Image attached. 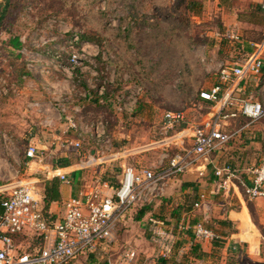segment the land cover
I'll list each match as a JSON object with an SVG mask.
<instances>
[{
	"label": "rangeland",
	"instance_id": "1",
	"mask_svg": "<svg viewBox=\"0 0 264 264\" xmlns=\"http://www.w3.org/2000/svg\"><path fill=\"white\" fill-rule=\"evenodd\" d=\"M5 1L0 0V11L5 6ZM17 1L20 6L24 0ZM194 1L203 4V12L199 16L187 11L177 0H36L31 12L33 17L18 16L19 21H17L13 16V20H5L0 25L2 29L12 26L16 36L20 34L21 37H25V45L31 47L32 44L48 42L44 48L57 53L67 52L68 49L71 51L69 44L72 39L76 41V35L89 42L90 46L84 50L83 62L75 71V77L81 78V83L72 80L73 83L63 82L56 86L49 84L41 86L44 88L43 94L46 95L51 91L54 95L52 104L56 109L57 123H61L65 118L61 112L63 108L74 110L82 103L91 104L90 101L83 102L85 99L80 98V94L84 91L88 93L89 100L98 98L99 94L96 91L100 84H104L103 82H105L104 93L107 91L112 104L113 100L121 94H124L127 100L125 92L130 88L135 86L142 88L141 95H136L135 99L127 101L128 109L133 111L131 114L126 113L123 117L124 130L119 129V131L122 130L123 136L119 137L118 141L113 137L118 153H123L125 147L131 153L129 156L124 155L121 160L108 163L116 165V174L105 173L106 181H110L114 186L118 184L117 176L121 171L120 166H128L127 161L133 162L136 156L144 155H149V164L154 162L152 159L156 162L160 159L163 149L151 147L162 139L161 120L164 112L182 110L187 112L191 121H202L212 108L205 106L200 99V94L210 90L217 83L221 66L243 64L249 58V54H240L239 50H235L233 46L231 49L222 47L220 51L216 48L215 44L218 43L220 46L222 42L216 41L214 34L223 32V28L220 19H210L215 12L214 0ZM19 6H16V14L20 9ZM69 34L70 39L67 38ZM65 40L67 45L64 43ZM76 44L81 46L80 43ZM80 50V47L74 48V51ZM100 52L103 53L100 55ZM110 61L112 65L107 67L108 71H105V64ZM207 65L214 66L212 73ZM60 73L66 74L64 71ZM262 84L264 79L260 87L251 89L256 96L255 100H261V103ZM134 101L135 103H132ZM129 102H131L130 105ZM96 112L100 115H96ZM93 113L96 115L91 117L93 121L107 120L112 133V124H117L112 112L107 107H101ZM32 118L35 121L38 119ZM81 118L77 119V123H80V120H82L81 123L86 121L84 117ZM27 119L30 123L26 128L28 131L20 137L21 149L17 148L15 142L11 149L5 151L10 164L14 162L15 157L18 156L19 159L21 157L20 169L22 170L28 168L25 165L24 152L31 141L29 128L35 126L31 118ZM263 121L264 119L251 123L243 120L239 126L246 129L250 126L249 130H255L262 125ZM168 150L172 152V149ZM143 152L146 153L142 155ZM263 160L264 156L254 166L257 167ZM76 166L73 169H76ZM44 170L41 169L42 172ZM88 171L93 172V175H86L82 179L83 188L97 185L95 174H98L99 169L81 170V172ZM26 177L29 179V176ZM39 177L40 182L32 185L36 186L35 193L41 195L44 192L39 188L45 185V178L44 175ZM241 178L246 179L248 175L243 174ZM182 186L180 185L178 189L169 188L167 195L157 200L144 217L141 214L144 208L131 213L121 224L112 242L106 243L96 253L80 257L73 264L120 263L124 262L125 253L132 251L137 253V257L131 264H162L163 261L158 257L160 251L166 246L173 248L171 257L166 260L168 264H264V202L258 203L256 200L246 198L247 204L243 207L232 197L224 201L226 199L221 193L215 202L222 211L215 213V210H212L211 219L206 223L215 233L216 238L193 247L192 244H188V241H184L191 238L189 233L183 234L185 235L183 240L179 239L180 236L175 231L177 221L183 213L192 209L198 193L197 191L195 194L190 193L184 197ZM224 206L228 209L223 208ZM241 207L245 210L246 221L250 224L251 230L239 229L236 222L222 224L226 221L219 219V212L225 214L229 209L241 212ZM150 218L159 220L164 226L157 227L154 233ZM201 219L202 213L192 214L193 222ZM246 221H241V226ZM249 233L255 236V240L251 239L246 243L245 236ZM17 244L23 252L27 253H33L42 246L41 241L35 236L20 238Z\"/></svg>",
	"mask_w": 264,
	"mask_h": 264
},
{
	"label": "built area",
	"instance_id": "2",
	"mask_svg": "<svg viewBox=\"0 0 264 264\" xmlns=\"http://www.w3.org/2000/svg\"><path fill=\"white\" fill-rule=\"evenodd\" d=\"M33 7L32 2H28L22 15L29 17ZM262 11L264 14V6ZM75 37L77 42L72 39L69 44L72 50L67 51L70 55L68 71L71 74L83 62L84 50L90 46L79 35ZM75 47H80L81 50L74 51ZM263 69L264 40L254 46L252 55L243 64L221 66L217 83L200 94L202 102L212 104V111L202 121L190 125L186 111L164 112L161 120L162 139L151 147L164 151L157 166L138 168L121 165L117 186L97 180L95 187L81 190L78 197L67 202L65 216L60 220L45 215L32 184H10L0 188V264H71L81 255L96 253L106 243L112 242L121 224L131 213L144 206H152L157 200L164 198L168 188L179 178L189 174L207 177L215 154L235 141L246 129L244 127L238 131H228L227 128L232 127L231 121L242 118L255 123L264 119V105L252 95H245L243 86L247 79L260 76ZM6 78L7 76L0 74V96L3 97L10 91ZM103 83L98 90L100 97L105 95V82ZM125 93L127 100L124 94L113 100L117 115L132 113L133 109H128L127 101L141 95L142 88L135 86ZM101 104L106 102L101 100ZM31 107H40V104L36 103ZM61 112L69 115L68 131L78 134L75 143L71 144L78 153L87 136L94 142V154L80 157V170L96 169L131 154L129 150L117 152L107 120L101 119L80 126L75 117L69 114L68 108H63ZM46 124L50 126L52 121ZM168 149H172V152ZM38 151L37 147L30 146L26 157L35 159ZM249 173V179H242L237 171L229 167L215 168L216 195L219 196L221 192L231 194L232 190L238 189L250 200L264 199V161ZM60 179L71 184L65 176H60ZM194 208L202 213L200 221L191 224L183 220L176 225L180 233L192 235L193 247L216 238L206 224L211 219L213 210L208 195H199ZM150 224L154 233L157 227L164 226L153 218H150ZM29 236L41 237L43 241L42 247L33 253L23 252L17 244L20 238ZM172 250V246L164 247L158 258L169 259ZM136 257L135 251L127 252L124 262L109 264H131Z\"/></svg>",
	"mask_w": 264,
	"mask_h": 264
},
{
	"label": "crops",
	"instance_id": "3",
	"mask_svg": "<svg viewBox=\"0 0 264 264\" xmlns=\"http://www.w3.org/2000/svg\"><path fill=\"white\" fill-rule=\"evenodd\" d=\"M29 1L30 0H24L19 6V2L17 0L15 2H13V0H6L5 6L0 11V17H4V21H7L11 20L14 16V18L19 21L18 16H23L21 13L24 12ZM213 5L215 12L211 15L210 19H220V23L223 28V32H216L214 34L216 41L222 42V45L220 46L216 43V48L220 51L222 47L225 49L230 47L231 49L233 46L236 48L235 50H239L240 54H249L250 57L254 51V46L264 40V14L262 11L264 0H214ZM16 6L20 7L17 14L15 13L17 8ZM31 16L32 13L29 17L31 18ZM14 32L16 31L12 28V26H8V29L0 28V41H2L0 44V74L7 76L6 85L10 90L9 94L6 96H0V168H2V172H0V188L10 184L19 183L38 184L40 182L39 175H44L45 184L53 179H59L61 183V200L52 203L47 213L57 220H60L65 216L67 202L72 198L78 197L81 190H84L87 187L83 188V186H81L82 179L86 175H93V172L91 171L81 172L79 167L76 166V163L82 155H88L89 153L94 154V142L93 139L87 136L86 140L83 142L82 150L78 153L74 149L71 144L75 143L78 138V134L74 131H68L67 118L69 115H65L63 113L65 118L62 119L61 123H57L56 109L52 104L54 95L51 91L46 93V95L43 94L42 89L44 88H41V86L45 84L56 86V84H62L63 82L73 83L72 80H76L78 83H81V78L75 77L76 72L71 74L68 71L70 57L68 52L57 53L52 50H47L44 47L48 42H44L39 45L32 44L30 47L29 45L24 44L26 40L25 37H21L20 34L16 36ZM67 38L70 39V34ZM15 39H18L23 44L21 48L16 49L11 44V42ZM32 40L33 39L31 38V43ZM64 43L67 45L66 40ZM223 44L226 45L223 46ZM62 50L65 51V49ZM102 53L100 52V55ZM107 67L108 65L106 66L105 71H108ZM207 68L210 70V73H212L214 66L207 65ZM61 71H64L66 74L61 75ZM263 79L264 73L262 72L260 76L249 78L243 82L245 95H252L255 98L256 96H254L251 89L254 87H260V83ZM84 92L80 94V98L85 99L83 102L90 101L91 104L82 103L81 106H78L79 108L77 107L74 110H69V114L74 116L76 121L78 118L80 119L81 117H84L86 121L81 123L82 120H80V123H78L80 126L87 125L90 123L88 121L93 122L91 117L100 115L98 112L95 113L96 115L93 113L95 110L98 111L100 109L96 101L98 98L92 100L90 98L89 100L88 93ZM260 93L262 104L264 105V84L261 85ZM99 98L101 99L100 96ZM102 100H104L107 104V100ZM258 100H260V98ZM33 102H35L34 104H40V107H31ZM259 102H261V100ZM203 103L205 104V102ZM110 105L111 108H107L112 112V115H114L117 122L116 125L112 124V133H110L116 141H118L119 137L123 136V132L121 131L124 130L123 117L125 115H117L114 104ZM32 117H37V121H35ZM27 118H31L30 120L35 126L29 128L31 141L24 152V160H26L25 165L28 166V168L22 170L20 169L21 157L19 159L18 156H14V162L10 164L8 158H6L7 156L5 151L11 149L12 144L14 145L15 142L17 144V148L21 149L19 144L20 137H23L25 131H28L26 128L30 123ZM50 120L52 121V124L47 126L46 123ZM97 120L101 119H95V121ZM243 120L247 119L241 118L236 121H231V124H236L235 126L232 124V127H228V131H238L239 129L244 128L239 126ZM188 122L192 125L195 124L196 121H191L188 117ZM249 127L250 126H248L246 130L244 128L245 131L238 136L237 140L230 143L226 148H223L220 152L215 154L214 163L209 167L210 171L209 174H207V177L200 178L196 174H189L176 180L172 183L170 188L178 189V187L183 184L182 195L184 197H187L190 193L195 194L198 191L197 198L193 202L194 204L198 200L199 195L203 193L207 195L210 194L211 196L209 197L208 195V197L211 198L210 202L213 211L215 210V213H218L220 210L222 211L218 203L215 202L218 197L216 195L215 188V181L217 182L214 178L215 168L229 167L230 169L237 171L240 176L243 174L248 175V178L246 179H249V172L256 168L254 166L255 163L264 156V121L262 125L255 128V130H249ZM119 129L122 130L119 131ZM9 137H11L12 140ZM30 146L37 147L39 150L38 156L35 159H28L26 157V152ZM86 149L88 151H86ZM126 149L127 148L125 147V150ZM144 153L146 152H143L142 155ZM148 156L149 155L141 157L136 156V158H133V162L127 161V163L129 166L133 167L142 165H145L146 167L157 166L159 159L157 162L152 159L154 162L149 164L150 159ZM147 158L148 160H146ZM63 164H66V166H63ZM75 166L76 169H73ZM232 166H234V168ZM97 168L99 171L98 174H95L97 175L95 177L96 180H102V182L111 184L110 181H106L105 173L109 172V175L116 174V165L106 164ZM41 169H45L44 172H42ZM119 175L117 176L118 179ZM26 176H29V179ZM60 176H65L71 184H68L65 181L62 182ZM34 187L36 192V186ZM39 189L44 193L41 195L40 193H36V197L40 200L41 209L45 211V185ZM221 193H223L224 199H226L224 201H228V198L230 199L232 197V199L238 200L243 207H246V197L243 196L240 190H232L231 194H225L224 192ZM256 201H258V203H262L264 202V199L260 198ZM194 204L189 212L183 213L176 225L180 224L183 220L191 224L196 223L192 221V214L195 215V213L201 212L194 208ZM243 207H241V212H237L232 209L227 210L225 214L219 212V219H224V221L230 224L236 222L239 229L245 230L248 228L251 230L252 228L250 224L246 221L245 210ZM223 208L228 209L227 206H224ZM244 220L246 222H243L244 225L241 226L240 222ZM175 231L176 234L180 236L179 239L182 238L184 240L183 237H185V235L180 233L177 230V227ZM245 238L247 239L244 240L246 243L248 240H255V236L251 233L245 236ZM184 241H188V244L191 245L192 235L191 238H187ZM195 246L198 247L199 245Z\"/></svg>",
	"mask_w": 264,
	"mask_h": 264
},
{
	"label": "trees",
	"instance_id": "4",
	"mask_svg": "<svg viewBox=\"0 0 264 264\" xmlns=\"http://www.w3.org/2000/svg\"><path fill=\"white\" fill-rule=\"evenodd\" d=\"M178 2L181 3V5H183L187 11L191 12V13H194L195 15H201L202 12H203V4L201 2H198V1H194V0H177ZM36 2V0H32V4L34 5V3ZM4 21V17H0V25L3 23ZM11 44L16 48H21V46L23 45L18 39H15L11 42ZM70 59V57H69ZM110 66L112 65V62L110 61L109 63H106L105 64V68L106 66ZM104 68V70H105ZM263 73H264V70H263ZM102 85L100 84L99 88L101 87ZM98 88V89H99ZM98 89H97V93H98ZM102 99H105L107 100V104H101V100ZM97 101V105L99 108H106V107H110L111 108V105L112 104V100L110 99V97H108V94H107V91L105 93L104 96L101 97V99L99 98L98 96V99H96ZM205 106L207 107H212V104L211 103H205ZM109 127H110V124H109ZM264 161V160H263ZM63 166H66V164ZM60 180L59 179H53L52 181H48L46 184H45V194H44V202L46 204V209L45 211H43L45 213L46 216H50L47 212L49 210V207L52 203L54 202H57V201H60L61 200V193H60ZM144 209H142L141 211V214H143V217L145 216L146 212L149 211L150 208H152L151 206H144L143 207ZM2 212V208L0 206V213ZM222 224L224 225H227L228 222H222ZM38 240L41 241V243L43 242L42 241V238L41 237H36ZM42 247V246H41ZM196 247V246H195ZM196 251V250H194ZM27 253V252H26ZM91 253H88V254H84V255H81L80 257L82 256H86V255H89ZM80 257H78L77 259H79ZM204 257V255L202 256ZM77 259H75L71 264H73ZM162 264H168V261L166 260H162ZM107 264V263H105ZM109 264V263H108Z\"/></svg>",
	"mask_w": 264,
	"mask_h": 264
}]
</instances>
